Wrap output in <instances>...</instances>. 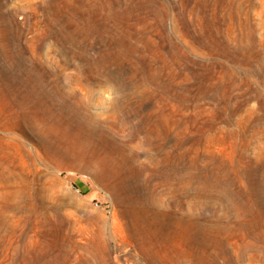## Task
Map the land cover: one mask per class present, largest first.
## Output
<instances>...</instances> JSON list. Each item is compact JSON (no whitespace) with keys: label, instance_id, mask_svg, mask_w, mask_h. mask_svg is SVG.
<instances>
[{"label":"rangeland","instance_id":"obj_1","mask_svg":"<svg viewBox=\"0 0 264 264\" xmlns=\"http://www.w3.org/2000/svg\"><path fill=\"white\" fill-rule=\"evenodd\" d=\"M158 1L121 45L86 30L69 45L56 21L83 24L86 6L0 0V264H169L155 254L181 241L140 237L147 213L191 206L221 220L209 237L231 258L199 264H264V0ZM85 57L110 77L79 81ZM39 76L82 96L55 103L50 141L19 126L6 91ZM37 151L49 168L30 172ZM217 181L228 191L207 185ZM231 194L253 205L247 219L228 208Z\"/></svg>","mask_w":264,"mask_h":264},{"label":"bare ground","instance_id":"obj_2","mask_svg":"<svg viewBox=\"0 0 264 264\" xmlns=\"http://www.w3.org/2000/svg\"><path fill=\"white\" fill-rule=\"evenodd\" d=\"M64 1H76L79 6L82 5L86 6L87 8L85 16L88 21H83V24H79L78 22L74 24L75 27L70 28V25L72 24L69 23H71L72 21H56V24L59 25V29L57 30V37H60L62 41L69 43V45H75L73 33L75 31L79 32L81 30H86V33L88 31L90 33H96L100 35L111 34L112 37L120 42L118 45H121L132 34L131 25L133 24L131 23L132 21L129 20L133 17H137L139 13L143 11L155 12V8H157L156 4L159 3L158 0H139L138 3L133 2V0ZM70 14L72 17L77 13L73 12ZM134 22L138 23L140 21ZM241 49L242 48H240V50ZM84 61L86 67L84 66V69L79 70V76H77L79 81H81L82 78L91 80L94 74H98L99 76H108V74L104 70H102V62L98 63V60L97 62H94L95 60L91 61L86 57L84 58ZM108 77H110V75ZM43 80L44 78H42V76H39L37 80L31 82L30 80H26L24 84L20 82L9 84L6 88V91L9 95V98L11 99L10 105L12 109H15V116L22 115V125L19 126H21L22 128V126L24 127L25 125L26 128H29L32 131V133L43 135L44 137L48 138V141H50V139L53 138L56 130L55 103L57 101L59 102V100L65 101L63 98L68 97L81 101L82 96L75 92L73 88L63 90L62 88H59L55 85L46 88L44 85H42ZM114 81H116V78ZM20 86L23 87L20 88ZM78 89L81 93L84 92V94L93 93V91L89 89L82 90V87L80 86L78 87ZM24 161L28 164L30 172L38 171L41 163H43L46 170L49 165V157L41 154L38 151L36 155L30 154L28 159H24ZM50 170H52L49 173L51 177L53 179L60 180L59 174L61 173L62 169L55 168ZM36 178L41 183L40 188H42L44 191H50L52 189L48 184L47 178L40 179V176L38 175ZM207 185L215 188L218 187L221 190L223 189V192L228 188L225 184H218V181L217 183L212 182ZM233 198V194L229 195L228 208L230 207L235 212V218L243 217V219H247L249 217L248 215L250 211L254 209L253 205L243 204L241 201H236V199ZM144 209L146 213L149 212V209L145 207ZM197 212L198 210L195 209V207L191 206L190 208H188V211L182 213L181 216H177L175 213L171 212L168 213L166 218L163 220H151V216L149 215V213H147V218L149 220L148 228L145 231H142L140 237H142L143 239H149L150 243H152V241H172L177 237L181 241V246L179 248H176L174 245L168 247L170 253L172 254L171 257L165 254H155L159 260L163 259L169 264H177L180 260L183 259L189 260L191 262L197 261L198 263L195 264H199L200 258L202 259L204 257H209V262H211L214 261L215 258L221 256L224 257L226 261H231V258L222 248L220 243L216 242L215 238L209 237L211 227H219L221 225V220L216 219L214 221L212 219H207L202 217L200 213ZM137 221L138 220L136 219V222ZM151 222H156L153 227L151 225ZM232 226V222H229L226 225V228L230 229ZM143 241L144 243H141L142 251L147 254L148 257H152V255H150L149 253L148 245H146L145 240Z\"/></svg>","mask_w":264,"mask_h":264}]
</instances>
